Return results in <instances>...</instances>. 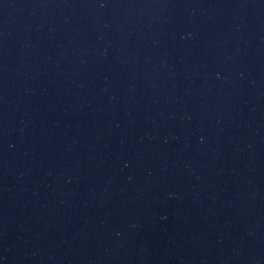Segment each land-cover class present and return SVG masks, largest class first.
I'll return each mask as SVG.
<instances>
[{
    "label": "water",
    "instance_id": "obj_1",
    "mask_svg": "<svg viewBox=\"0 0 264 264\" xmlns=\"http://www.w3.org/2000/svg\"><path fill=\"white\" fill-rule=\"evenodd\" d=\"M0 264H264V0H0Z\"/></svg>",
    "mask_w": 264,
    "mask_h": 264
}]
</instances>
